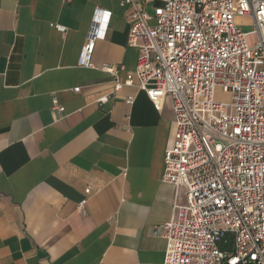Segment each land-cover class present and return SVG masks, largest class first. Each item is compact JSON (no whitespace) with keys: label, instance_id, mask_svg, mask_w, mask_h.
I'll return each mask as SVG.
<instances>
[{"label":"crops","instance_id":"crops-1","mask_svg":"<svg viewBox=\"0 0 264 264\" xmlns=\"http://www.w3.org/2000/svg\"><path fill=\"white\" fill-rule=\"evenodd\" d=\"M124 1L0 0V264L164 262L174 104L126 85L140 50L127 44L134 7ZM97 9L112 17L88 68L80 60Z\"/></svg>","mask_w":264,"mask_h":264},{"label":"built area","instance_id":"built-area-1","mask_svg":"<svg viewBox=\"0 0 264 264\" xmlns=\"http://www.w3.org/2000/svg\"><path fill=\"white\" fill-rule=\"evenodd\" d=\"M161 1L151 12L134 0L121 7H134L127 44L140 50L126 85L155 104L166 97L174 104L175 140L164 156L163 181L176 197L163 264H264V0ZM236 16L249 18L253 30L238 28ZM111 17L97 9L81 66L94 67L95 43ZM218 90L230 102H217Z\"/></svg>","mask_w":264,"mask_h":264},{"label":"rangeland","instance_id":"rangeland-1","mask_svg":"<svg viewBox=\"0 0 264 264\" xmlns=\"http://www.w3.org/2000/svg\"><path fill=\"white\" fill-rule=\"evenodd\" d=\"M235 24L238 28H240L245 33H248L253 30L252 21L247 17L236 16ZM254 38L251 37L248 39V43L253 45L255 41ZM216 101L220 103H228L230 102V96L224 94L221 90H218L216 93Z\"/></svg>","mask_w":264,"mask_h":264}]
</instances>
